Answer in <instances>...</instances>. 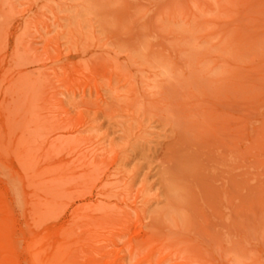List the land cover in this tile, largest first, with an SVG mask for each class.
Wrapping results in <instances>:
<instances>
[{"label":"rangeland","instance_id":"rangeland-1","mask_svg":"<svg viewBox=\"0 0 264 264\" xmlns=\"http://www.w3.org/2000/svg\"><path fill=\"white\" fill-rule=\"evenodd\" d=\"M0 212L16 264H264V0H0Z\"/></svg>","mask_w":264,"mask_h":264},{"label":"bare ground","instance_id":"bare-ground-1","mask_svg":"<svg viewBox=\"0 0 264 264\" xmlns=\"http://www.w3.org/2000/svg\"><path fill=\"white\" fill-rule=\"evenodd\" d=\"M19 169H20V168H19ZM84 170H85V169H84ZM87 170H88V169H87ZM89 170H90V169H89ZM89 170H88V172H89ZM17 177H18V176H17ZM9 178H10V177H9ZM30 181H31V180H30ZM9 183H10V182H9ZM27 183H28V182H27ZM35 183H36V180H35ZM26 185H27V184H26ZM28 185H29V184H28ZM28 185H27V186H28ZM15 186H16V185H15ZM28 187H29V186H28ZM10 189H11V188H10ZM10 189H9V191H11V194H13V192H12L13 190H10ZM17 195H18V194H17ZM20 197H21V196H20ZM20 197H19V198H20ZM28 198H29V197H28ZM12 199H15V198H12ZM29 199H30V198H29ZM10 200H11V199H10ZM15 200L17 201V198H16ZM16 201H15V202H16ZM10 203H11V202H10ZM27 203H28V202H27ZM83 205H84V204H83ZM85 205H86V204H85ZM95 205H96V204H95ZM106 205H107V204H106ZM8 206H9V205H8ZM90 206H91V205H90ZM85 207H86V206H85ZM87 207H88V206H87ZM87 207H86V208H87ZM4 208H5V206H4L2 209L4 210ZM91 208H92V207H91ZM97 208H98V207H97ZM104 208H105V207H104ZM104 208H103V209H104ZM9 209H11V208H8V209H7V213H8V212L11 213V211H8ZM85 210H86V209H85ZM104 210H105V209H104ZM117 210H118V209H117ZM12 211H13V210H12ZM33 211H35V209H34ZM77 211H78V210H77ZM89 211H90V210H89ZM113 211H114V209H113ZM1 212H3V211H1ZM1 212H0V213H1ZM35 212H38V211H35ZM86 212H87V211H86ZM86 212L84 213V215L86 214ZM97 212H98V211H97ZM97 212H96V213H97ZM103 212L105 213V211H103ZM3 213H4V212H3ZM88 213H89V212H88ZM116 213H117V211H116ZM116 213H114V215H116ZM28 214H30V212H29ZM76 214H77V213H75V215H76ZM89 214H91V213H89ZM89 214H88V216H86V215H85V216H86V217H89ZM7 215H8V214H7ZM108 215H110V213H109ZM0 216H1V215H0ZM10 216L12 217V215H10ZM28 216H29V215H28ZM91 216H92V215H91ZM29 217H30V216H29ZM31 217H32V215H31ZM37 217H38V216H37ZM86 217H85V218H86ZM98 217H100V213H99V216H97V218H98ZM111 217H112V216H111ZM6 218L8 219V216H7ZM38 218H39V217H38ZM38 218H37V219H38ZM112 218H114V217H112ZM128 218H129V217H128ZM7 219L2 218V220H0V223H2L1 221H3L2 224L4 225V221H5V220L7 221ZM31 219H32V218H31ZM37 219H36V220H37ZM9 220H10V217H9ZM11 220H13V219H11ZM38 220H39V219H38ZM129 220H130V219H129ZM32 221H34V220L32 219ZM44 221H45V220H44ZM86 221H87V220H86ZM13 222H14V221H13ZM38 222H40V221H38ZM34 223H35V221H34ZM85 223H88V221H87V222L84 221V224H85ZM89 223H90V222H89ZM100 223H101V222H100ZM100 223H99V224H100ZM110 223H111V222H110ZM2 224H1V225H2ZM39 224H40V223H39ZM41 224H42V223H41ZM119 224H120V223H119ZM119 224H118V225H119ZM11 225H12V224H11ZM36 225H37V224H36ZM90 225H91V224H90ZM111 225H112V224H111ZM111 225H109V226H111ZM121 225H123V224H121ZM5 226H6V225H5ZM13 226H14V225H13ZM13 226H12V227H13ZM9 227H10V225H9ZM112 227H113V225H112ZM118 227H119V226H118ZM0 228H1V227H0ZM4 228H5V229H6V228L9 229L8 227H2V229L0 230V232H1V231H2V232H4V231L6 232V230H5ZM39 228H40V227H39ZM91 228H92V226H91ZM3 229H4V231H3ZM37 229H38V227H37ZM60 230H61V229H60ZM63 230H64V232H65L66 229L64 228ZM115 230H116V229H115ZM123 230H124V229H123ZM51 232H52V231H51ZM54 232H55V231H54ZM9 233H10V232H9ZM9 233L7 232V234H9ZM66 233H67V232H66ZM66 233H65V235H66ZM122 233H123V232H122ZM53 234H54V233H53ZM53 234H52V235H53ZM62 234H63V233H62ZM115 234H117V233H115ZM115 234H114V236H115ZM123 234H124V233H123ZM144 234H145V233H144ZM3 235H4V236H3ZM50 235H51V234H50ZM50 235H49V236H50ZM2 236H3V237H2ZM5 236H6V234H4V233L1 234V233H0V237H2V238H0V239L3 240ZM58 236H59V235H58ZM69 236H70V235H69ZM122 236H123V235H122ZM143 236H144V235H143ZM146 236H147V235H146ZM60 237H61V236H60ZM62 237H63V239H64V236H62ZM141 237H142V235L140 236V238H141ZM150 237H151V236H150ZM42 238H43V237H42ZM121 238H122V237H121ZM129 238H130V237H129ZM135 238H136V237H135ZM5 239H6V238H5ZM7 239H9V238H7ZM10 239H11V238H10ZM118 239H119V237H118ZM127 239H128V238H127ZM109 240H110V239H109ZM111 240H112V237H111ZM128 240H129L130 242H132L131 239H128ZM128 240H125V241H127L128 244H130ZM152 240H153V238H152ZM8 241H9V240H7V242H8ZM125 241H124V243H125ZM138 241H140V240H138ZM0 242H2V241H0ZM140 242H141L142 244H143V243L145 244L146 242H148V238L146 239V238L143 237L142 240H141ZM5 244H8V245H5ZM27 244H29V243H27ZM42 244H43V243H42ZM42 244L40 243L41 246H42ZM56 244H57V243H56ZM60 244H63V242H62V243H59V245H60ZM125 244L127 245V243H125ZM125 244H123V245L125 246ZM133 244H134V242H133ZM0 245H2V243H1ZM4 245L6 246V249H9V251L11 252V248L13 247V246H12V243H11L10 241H9L8 243L4 242ZM4 245H3L2 247L0 246V249H2V248L4 249V247H5ZM13 245H14V244H13ZM33 245H35V243H33ZM63 245H64V244H63ZM63 245H61V250H62V249L65 250L64 248L66 247V245L64 246V248H62ZM123 245H122V246H123ZM27 246H28V245H27ZM132 246H133V245H132ZM139 246H141L140 243H139ZM34 247L36 248V245H35ZM16 248H17V247H16ZM125 248H126V247H125ZM127 248H128V246H127ZM129 248H131V247L129 246ZM138 248L140 249V247H138ZM36 249H37V248H36ZM36 249H35V250H36ZM39 249H40V248H39ZM41 249H43V248L41 247ZM122 249H123V248H122ZM139 249H138V250H139ZM163 249H164V248H163ZM30 250H31V247H30ZM32 250H33V249H32ZM32 250H31V251H32ZM37 250H38V249H37ZM53 250H56V249H53ZM53 250H52V251H53ZM126 250H127V249H126ZM129 250H131V249H129ZM133 250H134V248H133ZM0 251H1V250H0ZM33 251H34V250H33ZM120 251H121V250H120ZM38 252H39V250H38ZM54 252H56V251H54ZM61 252H62V251H61ZM61 252H60V253H61ZM132 252H135V250L132 251ZM14 253H15V252H14ZM56 253H57V252H56ZM107 253H108V252H107ZM107 253H106V255H107ZM143 253H144V251H143ZM7 254H8V253H6V257H4L3 254H1V257L3 256L4 259H2V258L0 257V258H1V259H0V260H1V261H0V264H16V262H15L16 260H15L14 256H11V254H10V255H9V254L7 255ZM35 254H37L36 251H35L33 254H32V252H31V258H32ZM62 254H63V253H61V256L59 255V257H58V255H56L55 253H53L52 255H56V256L58 257V259H57V261H58V260L60 259V257H62ZM150 254H151V253H150ZM150 254H149V255H150ZM14 255L16 256V254H14ZM32 255H33V256H32ZM108 255H109V254H108ZM133 255H135V253H133L132 256H133ZM153 255H154V254H152V256H153ZM35 256H36V255H35ZM150 256H151V255H150ZM8 257H9V260L6 261ZM53 257H54V256H53ZM36 258H37V256H36ZM143 258H145V257H143ZM147 258H149V257H147ZM5 259H6V260H5ZM52 259L54 260V259H56V258L54 257V258H52ZM62 259H63V257H62ZM118 259H119V257L117 258V260H118ZM3 260L6 261V262H4ZM33 260H34V259H33ZM35 260H36V259H35ZM35 260H34V261H35ZM63 260H64V259H63ZM117 260H116V261H117ZM120 260H121V258H120ZM64 261H66V260H64ZM146 261H147V260H146ZM17 262H18V261H17ZM35 262H37V261H35ZM121 262H122V261H121ZM114 263H115V262H114ZM116 263H117V262H116ZM116 263H115V264H116ZM119 263H120V262H119ZM119 263H118V264H119ZM122 263H123V262H122ZM36 264H38V263H36ZM107 264H108V263H107Z\"/></svg>","mask_w":264,"mask_h":264}]
</instances>
